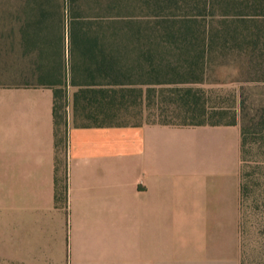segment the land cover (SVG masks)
<instances>
[{
	"label": "crops",
	"instance_id": "crops-1",
	"mask_svg": "<svg viewBox=\"0 0 264 264\" xmlns=\"http://www.w3.org/2000/svg\"><path fill=\"white\" fill-rule=\"evenodd\" d=\"M75 90L58 151L53 89L0 81V263H90L101 238L120 263L242 264L240 126L84 123Z\"/></svg>",
	"mask_w": 264,
	"mask_h": 264
},
{
	"label": "trees",
	"instance_id": "trees-1",
	"mask_svg": "<svg viewBox=\"0 0 264 264\" xmlns=\"http://www.w3.org/2000/svg\"><path fill=\"white\" fill-rule=\"evenodd\" d=\"M168 1L175 4L178 2ZM237 2L242 4L241 10L253 6L261 11L259 14H264V0ZM0 6L6 7L3 14L11 24L14 54L17 59H26V63L17 69L18 76L22 79L19 85L50 87L54 91L57 146L58 143L62 145L64 140V134L61 139H57V125L59 111L64 105L63 93L68 86L76 88V110L81 106L83 110H88L85 111L87 115H92V108L101 107L107 99L111 109L121 107L125 103V92L129 91L137 92L138 104H142L145 93L148 106H155L154 100L151 99L152 84L197 81L204 74L206 62L212 58L215 61L216 56L224 63L225 56L232 54L239 74L245 77L251 74V64L256 58V72L258 68L264 74L263 24L257 25L255 31L251 28L249 30V19L243 13L244 17H237V22L234 23V44L229 46L230 51L224 52L225 49L213 46L211 41L213 35L219 31L224 32L223 29L226 31L225 27L221 30L213 27L207 29L191 18L181 23L173 21L165 26L161 33L165 38L163 43L160 42L153 46L155 48L149 49L150 60L148 57L145 59L151 62L150 65L142 63L138 71L135 70L138 58L127 57L126 38H133L137 34L136 31L128 33L123 28L124 15L128 11L127 0H0ZM165 48L168 50L166 53H170L173 58L163 56ZM198 70L199 79L194 75ZM143 85H147L146 90ZM184 92L179 99L167 104L166 108L160 107V116H174L181 122L154 123H239L242 148L252 136L256 119L259 118L257 121L264 123V104L253 117L246 118L242 114L241 119L237 120L235 112L231 117L228 109L211 104L209 99H204L192 87H187ZM89 123L114 124L98 120ZM64 189L65 186H59L56 178L57 199ZM242 192L243 185L240 182V201Z\"/></svg>",
	"mask_w": 264,
	"mask_h": 264
},
{
	"label": "rangeland",
	"instance_id": "rangeland-1",
	"mask_svg": "<svg viewBox=\"0 0 264 264\" xmlns=\"http://www.w3.org/2000/svg\"><path fill=\"white\" fill-rule=\"evenodd\" d=\"M238 0H127L128 11L124 15L123 28L131 33L136 31L137 36L126 38L127 57L138 58L135 70L141 69V64L150 65V53L148 52L158 43L165 39L161 35L165 26L173 21L191 20L201 24L207 29L225 27L226 31H219L213 35L212 45L219 49L230 51L229 46L233 43V26L237 17H247L248 28L255 31L257 25L263 24L264 14L253 6L242 8ZM239 5V6H238ZM251 5V2L249 3ZM0 81L6 84H21L22 79L18 76V70L25 63L26 59H17L12 49L10 22L3 14L5 6H0ZM241 12V13H240ZM243 13V14H242ZM176 22L177 24H179ZM254 39H256L254 37ZM155 48V47H153ZM232 49V48H231ZM163 56L173 58L164 49ZM144 53H147L145 56ZM216 55H218L216 53ZM149 56V57H148ZM146 57L149 58L146 61ZM224 63L216 56L205 64V71L199 79L200 71L194 75L197 81L194 82H169L155 83L151 85V99L155 106H148V100L143 93V102L138 104L137 92H125V103L118 108L111 109L109 99L103 101L101 107L92 108L93 114L87 115L81 106L77 112L80 122L88 123L95 120L112 123H154V122H181L174 116H160V107L166 108L167 104L179 99L187 87H192L200 93L204 99L214 105H221L228 109L231 114L235 112L237 120L241 115L246 118L253 117L256 111L264 104V75L258 66L257 59L252 61V68L248 76L239 74V69L233 61V55L227 54ZM167 60V59H166ZM165 60V62H166ZM223 61V60H222ZM149 68V66H148ZM147 68V69H148ZM161 77V76H159ZM169 77V76H167ZM147 85H143L146 90ZM73 86H68L64 91V105L58 114V135H63V116L66 106L71 99ZM69 98V99H68ZM121 100V99H120ZM109 107V108H108ZM162 113V112H161ZM253 127L252 136L240 147V182L243 185V192L240 201V243L242 264H264V123L257 121ZM239 125V123H238ZM240 126V125H239ZM61 143H58V151L61 150ZM120 252L116 249L111 252L108 245L103 246L102 239L98 243L97 250L91 252L90 263H0V264H126L120 263Z\"/></svg>",
	"mask_w": 264,
	"mask_h": 264
}]
</instances>
